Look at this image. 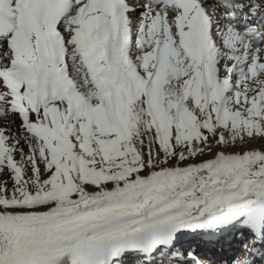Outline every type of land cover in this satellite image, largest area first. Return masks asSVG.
Returning <instances> with one entry per match:
<instances>
[{
	"label": "snow or ice",
	"instance_id": "6c2138e0",
	"mask_svg": "<svg viewBox=\"0 0 264 264\" xmlns=\"http://www.w3.org/2000/svg\"><path fill=\"white\" fill-rule=\"evenodd\" d=\"M0 264H264V0H0Z\"/></svg>",
	"mask_w": 264,
	"mask_h": 264
}]
</instances>
